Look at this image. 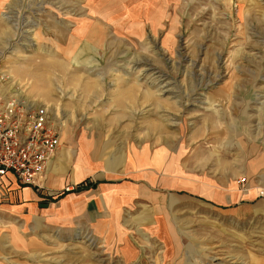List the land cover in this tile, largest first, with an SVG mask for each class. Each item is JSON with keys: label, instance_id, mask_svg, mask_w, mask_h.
Returning <instances> with one entry per match:
<instances>
[{"label": "rangeland", "instance_id": "1", "mask_svg": "<svg viewBox=\"0 0 264 264\" xmlns=\"http://www.w3.org/2000/svg\"><path fill=\"white\" fill-rule=\"evenodd\" d=\"M170 13L167 25L147 28L137 41L132 35L97 50L94 58L55 61L43 53L54 49L40 20L30 25L2 10L0 81L18 83L25 89L23 98L37 103L28 77L35 66L42 72L40 81L46 78L55 96L65 98L39 103L54 116L70 114L72 122L63 126L73 127L81 118L79 124L87 128L105 124L111 132L124 131V138L109 135L120 146H158L173 151L178 162L183 156L201 157L211 176L216 159L236 162L243 155H261L264 0H177ZM37 47L45 59L27 58ZM67 66L73 70L62 72ZM47 69L57 72L44 73ZM92 84L99 85L97 98L87 91ZM67 99L71 104L64 108ZM118 114L120 121L102 119ZM234 179L241 189L247 186L244 174ZM176 204L167 209L170 240L156 234L140 245L143 255L134 261L120 258L112 244L81 233H36L39 244L24 250L18 238L30 232L16 220L11 241L12 224L8 227L0 216V264H264V219L226 225L188 201Z\"/></svg>", "mask_w": 264, "mask_h": 264}, {"label": "crops", "instance_id": "2", "mask_svg": "<svg viewBox=\"0 0 264 264\" xmlns=\"http://www.w3.org/2000/svg\"><path fill=\"white\" fill-rule=\"evenodd\" d=\"M176 1L0 0V13H13L14 18H24L30 25L40 20L54 49L52 52L47 47L43 53L55 61H79L94 58L97 50L126 41L128 36L137 41L149 27L167 25ZM36 49L27 58L45 59L46 55ZM28 70L30 94L37 101L34 104H57L65 99L58 93L55 96L46 78L40 81L38 73L42 72H35V66ZM50 70L44 73L57 72ZM98 86L87 88L94 98L100 95ZM59 90L66 91L65 87ZM69 104L68 99L64 101V108ZM57 113L51 114L58 122L60 144L40 175L41 188L20 184L11 172L0 177V216L8 227L12 224L10 240L15 239L16 220L30 232L28 237L18 238L22 249L39 244L32 236L36 233L41 237L81 233L112 244L120 258L134 261L143 255L140 245L144 241L149 243L156 234L170 240L167 209L176 207L180 200L226 225L264 219V152L243 155L236 162L229 157L216 159L215 176H211L201 157L192 160L190 155L183 156L178 162L173 151L158 146L142 142L120 146L118 141L109 140V135L124 138V131L111 132L105 124L87 128L79 124L82 118L73 127H65L63 122H72L70 114L64 111L61 118ZM102 119L105 123L122 120L119 114ZM241 173L246 177L244 189L234 179Z\"/></svg>", "mask_w": 264, "mask_h": 264}, {"label": "built area", "instance_id": "3", "mask_svg": "<svg viewBox=\"0 0 264 264\" xmlns=\"http://www.w3.org/2000/svg\"><path fill=\"white\" fill-rule=\"evenodd\" d=\"M10 82L0 81V177L11 172L20 184L39 187L60 144L58 122L48 106L24 99L25 89Z\"/></svg>", "mask_w": 264, "mask_h": 264}]
</instances>
